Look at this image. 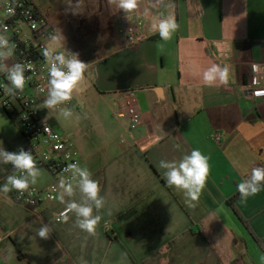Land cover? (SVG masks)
<instances>
[{"label":"crops","instance_id":"1","mask_svg":"<svg viewBox=\"0 0 264 264\" xmlns=\"http://www.w3.org/2000/svg\"><path fill=\"white\" fill-rule=\"evenodd\" d=\"M32 1L55 32L53 50L87 65L70 93L74 111L62 127L52 121L81 163L73 183L34 210L14 203L0 183V264H264V183L258 194L229 203L252 169L264 167V99L241 95L250 66L264 64V0H167L164 11L177 28L164 39L146 20L145 39L133 46L119 19L147 14L145 0L129 12L115 0ZM125 92L142 112L131 132L119 116ZM193 149L210 167L194 207L164 178L167 165L178 166ZM9 165L0 166V178ZM43 172L41 183L27 174L28 185L53 184ZM81 172L98 183L95 200L81 190ZM72 203L100 217L94 233L78 227L83 217ZM64 209L69 215L56 222ZM44 226L47 239L38 235Z\"/></svg>","mask_w":264,"mask_h":264},{"label":"built area","instance_id":"2","mask_svg":"<svg viewBox=\"0 0 264 264\" xmlns=\"http://www.w3.org/2000/svg\"><path fill=\"white\" fill-rule=\"evenodd\" d=\"M166 3L167 0H145L147 14L140 19L130 20V15L120 17V31L129 45H137L145 39L142 26L146 20L153 19L156 22L153 31L159 32V24L169 20L164 11ZM54 39L55 32L32 0H0V53H3L0 55V107L17 127L23 142L22 150L31 152L36 170L47 172L53 179V184L44 189L28 185L22 195L15 189L9 191V198L28 210L54 202L59 194V185L67 187L72 184L74 172L81 163L73 142L52 122L53 114L60 106L49 108L45 103L51 97L52 66L68 72L66 64H61L57 56L62 55L65 60L73 58L69 53L51 49ZM45 49L49 53L47 59L43 54ZM17 65L22 68L26 80L23 90L16 89L8 79ZM241 95L254 101L264 99V64L250 66ZM62 105L69 107L71 101L64 100ZM118 109L129 132L140 127L142 112L134 93H122ZM210 138L216 145H221L220 134L212 133ZM27 174L26 170L19 171L10 164L0 183H6L7 177L12 175L27 180ZM69 213L70 209H64L55 221L60 222Z\"/></svg>","mask_w":264,"mask_h":264},{"label":"clouds","instance_id":"3","mask_svg":"<svg viewBox=\"0 0 264 264\" xmlns=\"http://www.w3.org/2000/svg\"><path fill=\"white\" fill-rule=\"evenodd\" d=\"M111 2H113V0H110V3ZM115 2L117 3V7L123 9L125 12L135 9L137 6V0H115ZM176 28L177 24L174 20L162 21L159 24L161 37L168 39L170 31L175 30ZM43 54L47 59L49 53L46 49ZM0 55H3V53H0ZM57 59L61 64H66L68 72L65 73L55 65L50 69L52 91L51 97L45 102L46 106L49 108L60 101L70 99L71 90L74 85L82 79L83 73L87 68V65L84 62L75 57L65 60L61 55L57 56ZM215 71H217V69L214 68L211 72L205 73V80L211 82L214 79L213 72ZM227 77L228 71L227 69H224L220 74V78L226 83ZM8 79L16 89H24L26 80L23 75V70L19 65L15 66L11 71ZM0 159H2L3 163H10L19 171L26 170L28 174L33 177L38 174L36 170V161L33 159L31 152H25L22 149L19 153L7 152L3 148H0ZM208 160L209 157L202 154L199 149H193L191 155L185 156L183 160L179 162L178 166L175 163L167 165L168 171L164 173L167 185L182 192L185 203L189 206H195L193 202L199 201V197L205 188L207 177L210 172ZM161 166H164L163 162H161ZM81 176L83 177L81 190L90 199L95 200L100 190L98 183L89 180L86 172H81ZM262 182H264V167L253 168L251 179L249 181L241 182L236 186L241 194V199L246 200L249 196L258 194L261 190ZM12 189H15L22 195L28 189L27 180L15 175L8 176L2 190L5 193H8ZM67 191L70 193L71 189L68 188ZM97 206H100L99 201L97 202ZM68 207L74 209L79 217H83L82 220L78 221V227L88 233H94L95 227L100 221V217L92 216L91 207L78 206L75 203L68 205ZM65 221H67V219H65ZM48 233L49 229L47 226H44L39 230L38 235L40 238L47 239Z\"/></svg>","mask_w":264,"mask_h":264},{"label":"rangeland","instance_id":"4","mask_svg":"<svg viewBox=\"0 0 264 264\" xmlns=\"http://www.w3.org/2000/svg\"><path fill=\"white\" fill-rule=\"evenodd\" d=\"M50 48L51 49L56 48L55 42H52L50 44ZM57 105L60 106V109L54 112L53 120L56 122L58 126L62 127L65 122V120H63L64 119L63 117H65L67 113H69V111L73 112L74 109L72 107L68 109V106H63L62 101L55 104V106ZM18 141H21V144H23L17 127L14 125L12 120L6 115V113L0 107V148H3L7 152L18 153V148H19ZM5 164L6 163H3L2 159H0V166ZM29 177H31L34 180L38 178V180H35L38 183H41L44 180H46V175L42 170L41 171L39 170L38 174L35 177L31 175Z\"/></svg>","mask_w":264,"mask_h":264},{"label":"trees","instance_id":"5","mask_svg":"<svg viewBox=\"0 0 264 264\" xmlns=\"http://www.w3.org/2000/svg\"><path fill=\"white\" fill-rule=\"evenodd\" d=\"M262 183H264V182H262ZM241 196V194L240 193H238L236 196H234L230 201H229V203H232V202H234L237 198H239Z\"/></svg>","mask_w":264,"mask_h":264}]
</instances>
